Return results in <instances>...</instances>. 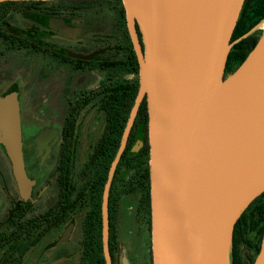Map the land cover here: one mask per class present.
Returning <instances> with one entry per match:
<instances>
[{"label":"flooded vegetation","instance_id":"1","mask_svg":"<svg viewBox=\"0 0 264 264\" xmlns=\"http://www.w3.org/2000/svg\"><path fill=\"white\" fill-rule=\"evenodd\" d=\"M67 6L0 17V98L17 102L26 176L17 181L0 143V264H106L104 219L111 264L126 258L125 230L145 248L129 263L152 264L145 96L108 180L140 83L125 10L121 0ZM257 237L232 246L239 264L242 243L251 264Z\"/></svg>","mask_w":264,"mask_h":264},{"label":"water","instance_id":"2","mask_svg":"<svg viewBox=\"0 0 264 264\" xmlns=\"http://www.w3.org/2000/svg\"><path fill=\"white\" fill-rule=\"evenodd\" d=\"M121 1L140 83L108 180L145 96L152 264H231L234 224L264 191L263 32L233 71L225 67L232 44L263 18L231 41L244 0ZM0 143L24 184L18 106L9 96L0 98ZM193 216L199 231L190 242ZM102 235L111 264L105 219ZM251 264H264V231Z\"/></svg>","mask_w":264,"mask_h":264},{"label":"trees","instance_id":"3","mask_svg":"<svg viewBox=\"0 0 264 264\" xmlns=\"http://www.w3.org/2000/svg\"><path fill=\"white\" fill-rule=\"evenodd\" d=\"M94 0H21V1H3L0 2V17H4L7 12L26 11L28 9L38 8L39 10H65L68 4H84ZM99 1V0H98ZM120 2V0H118ZM264 18V0H244L241 6L236 24L231 36V41L235 40L251 27ZM261 32L255 30L247 37L240 39L232 44L226 61L225 72L233 71L246 57L248 52L257 42ZM256 229V230H255ZM232 235V246L235 247L240 240L251 243L252 237L258 238L260 242L264 231V191L255 197L245 208L240 217L234 224ZM260 244V243H259ZM259 244L255 246V253L251 260L253 262L256 256ZM231 246V264H239V257L233 252ZM251 262V263H252Z\"/></svg>","mask_w":264,"mask_h":264},{"label":"rangeland","instance_id":"4","mask_svg":"<svg viewBox=\"0 0 264 264\" xmlns=\"http://www.w3.org/2000/svg\"><path fill=\"white\" fill-rule=\"evenodd\" d=\"M36 12H24L20 17H23L24 19L30 20L37 17ZM260 32H262L260 30ZM130 232H127L126 230L120 234V241L122 244L123 249L125 250V256L127 259L131 260L132 257H135V252H138L139 254H143L145 252V248L140 247L138 242H132V239L130 238ZM240 256L242 257V260L244 263H248V256L250 255V250L248 249L247 245L244 243L241 244L239 247Z\"/></svg>","mask_w":264,"mask_h":264},{"label":"bare ground","instance_id":"5","mask_svg":"<svg viewBox=\"0 0 264 264\" xmlns=\"http://www.w3.org/2000/svg\"><path fill=\"white\" fill-rule=\"evenodd\" d=\"M257 27L264 34V18L257 24ZM198 228L199 227L197 225L196 218L193 216L188 223V229H187L188 238H189L190 242H195L197 240L198 231H199Z\"/></svg>","mask_w":264,"mask_h":264}]
</instances>
